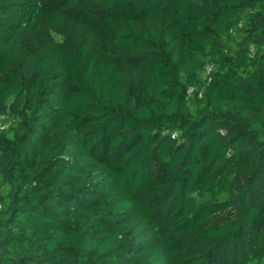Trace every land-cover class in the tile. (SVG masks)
<instances>
[{"label":"clouds","instance_id":"obj_1","mask_svg":"<svg viewBox=\"0 0 264 264\" xmlns=\"http://www.w3.org/2000/svg\"><path fill=\"white\" fill-rule=\"evenodd\" d=\"M194 2L204 8L212 6V0L207 5L204 0ZM152 3L123 0L120 7L125 15L119 23L107 25L104 35L96 27L73 28L67 20L55 18V13L47 21L38 13L21 25L29 37H35L27 44L32 51L25 56L16 41L12 42L16 47L8 45L11 52L0 65V157L14 159L19 154L34 159V165L26 169L30 179L24 181L21 199L30 187L43 189L49 177L56 179L53 173L61 160L65 167L49 191L70 172L72 182L65 181L64 191L80 195L66 197V203L53 209L55 216L40 222L36 246L28 239L9 245L0 257L5 261L27 257L29 264H52L53 257L64 258L61 248L76 246L83 255L97 240L105 248L131 244L135 249L157 243L156 232L166 224L182 227L184 222L199 221L195 247L198 255L211 253V264H264V170L256 174L251 167L264 158V99L250 91L264 77V0H218L217 12L200 16L195 9L192 15L186 10L191 4L177 6L170 14L168 7L157 9ZM129 4L135 9L131 14ZM184 25L194 27L193 39L199 38L196 47L188 52L182 48V54L170 57L171 63L163 69L166 82L159 76L145 81L139 54L154 51L162 33L171 44L169 33ZM102 44L127 50L123 56L115 55L127 61L120 79L129 86L105 89L101 84L95 98L86 97L77 112L84 122L80 134L88 135V147L97 155L103 153L106 160L123 166L121 184L127 181L142 189V178H148L153 191L144 199L159 228L150 230L135 218L128 219L136 211L133 204L121 200L112 208L111 197L107 206L78 216L77 205L90 195V186L79 189L81 161L73 159L71 143H61L68 139L65 129L71 116L55 127H43L49 111L39 101L43 89L51 86L50 81L72 85L66 79L72 73L64 71L69 66L76 69L73 79L86 78V66ZM57 52L70 64L58 59ZM141 84L146 87L140 88ZM129 118L135 128L126 122ZM40 132L46 136L38 137ZM13 159L0 167V221L8 219L13 206L9 193L16 181L8 182L14 175L9 167ZM49 162L55 164L41 178ZM93 178L101 179L96 171L87 177ZM105 216L111 217L108 230L94 235L103 228L100 221ZM113 223L119 227L112 228ZM34 232L30 223L26 234L31 237ZM173 235L178 238L180 232ZM134 255L135 251L128 254L130 264Z\"/></svg>","mask_w":264,"mask_h":264},{"label":"trees","instance_id":"obj_2","mask_svg":"<svg viewBox=\"0 0 264 264\" xmlns=\"http://www.w3.org/2000/svg\"><path fill=\"white\" fill-rule=\"evenodd\" d=\"M122 3L123 0H96L95 4L92 0H6L5 4V0H0V65L3 64V60L11 52L8 45L12 44L13 41H16V44L20 46V53L25 56L32 51V48L28 47L27 44L30 39H35V37H29L28 30L23 29L21 25L22 23H28L38 13L45 21L55 13V18L67 20L73 28L78 26L81 31H87L96 27L97 31L104 35V29L107 25H111L113 22L119 23L120 17L125 15L124 9L120 7ZM204 3L207 5L208 0H204ZM217 3L218 0H212V6L204 8L194 0H182V2L181 0H153L152 7L159 9L161 5H164L165 9L168 7V11L172 14L175 7L185 8L186 5L191 4V7L186 10L192 15L195 9V15L200 16L207 15L209 12H217ZM129 9V14L135 11L131 4H129ZM132 18L135 19V16L133 15ZM39 19L40 17L37 19L38 23ZM44 34L46 35V33ZM169 35L171 36V44L168 43V37L162 33L160 45L154 46V51L139 54V58L144 61L145 81H155L159 76L161 80L166 82L167 74L164 73L163 69L171 63L170 57L173 54H182V48L184 52H188L191 48L196 47V39H199H193L195 29L187 25L173 29ZM12 46L16 47L15 44H12ZM169 49L171 50L169 51ZM93 50L95 51L94 45ZM126 51V49L100 45L86 66V78L73 79L76 75V69L71 66L66 67L64 69L65 73H72V75H66V79L72 80V85L61 81H50L51 86L43 89L39 101L41 105L47 104L49 108L45 118L46 122L43 125L44 128H47L48 124L55 127L61 121H67V118L71 116V122L68 123L65 129L68 133V139L67 141L62 139L61 143L65 146L71 143L75 151L73 159L79 158L81 161V172L83 174L78 185L79 189L84 190L87 186H90L87 187L90 195H86L84 202L77 205L78 216L83 215L85 212H95L107 206L109 197H111L115 201L112 208H115L121 200L132 203L136 211L128 219L135 218L139 223L152 230L159 228V225L151 212L149 201L144 199L145 196L152 195V183L147 177H144L142 178V189L131 187L127 181L121 184L120 177L123 166L119 163L114 165L111 160H106L103 153L97 155L96 152L89 149L88 135L85 134L81 137L80 134L84 122L77 116L79 105L83 104L88 96L95 98L96 89L100 88L101 84L105 89L116 84L122 87L129 86L128 81L120 79L125 74L123 65L127 61L126 59H119L115 55L120 53L123 56ZM109 52H112L113 55H109ZM56 56L62 62L70 64L63 53L57 52ZM144 87H146L145 84L140 85V88ZM113 90L115 89L113 88ZM250 91L255 92L260 99H264V77H261L256 82L255 88ZM104 95L105 93L102 91L101 97ZM107 95L110 97L112 92H108ZM257 96H253L252 99H256ZM139 100L142 102L143 97H139ZM108 107H111V105L109 104ZM123 107L121 105L122 109ZM122 114L126 115V113ZM126 122L132 123L133 127H136V124L130 118ZM36 135L41 137L46 136V133L40 132ZM26 139L31 140V137ZM8 159L13 158L0 157V167H3ZM185 162L188 163L189 161L186 160ZM34 163V159L18 154L13 159V163L9 165L14 175L13 179L8 182H16L13 183L12 192L9 193V196L13 198L11 215L6 221H0V257L6 255L9 245L14 241L19 243L24 239H28L33 243V246H36L40 239L37 234L41 233L42 229L40 222L55 216L56 213L53 209H58L66 203V197L74 199L80 195V192L73 196L71 192L66 193L64 191V187L67 186L65 181L72 182L70 172L68 177L60 180L55 189L49 191L52 184H55L56 180L59 179L60 170L65 167V162L61 160L58 162L57 172L53 173L56 179L49 177L43 189L30 187L28 193H25L23 199H21L24 181L30 179L26 169L32 167ZM54 164L55 162H49L48 167L41 174V178L43 174L51 170ZM147 167L150 171V166ZM251 167L256 169V174H259L261 170H264V158L261 161H254ZM113 168L115 171H113ZM93 171H96L101 177L99 181H95V178L87 179ZM114 192L117 195H113ZM67 211L65 209V212ZM110 219V216L102 217L100 223L103 228L96 230L94 235H99L101 232L108 230V220ZM30 223L35 228V232L31 237H28L26 230ZM199 225V221L196 224L184 222L182 227L179 224L176 227H172L171 223L166 224L165 227L159 228V231L156 232L158 246L157 243H147L133 249L131 244H120L105 248L102 242L97 240L92 248L84 252L83 255L76 246L61 248L60 251L64 253V258L53 257L52 264H130L128 254L133 251H135V255L131 264H206V262L211 264V253L207 255L202 252L199 255L197 254L199 250L195 245L197 244ZM111 227L118 228L119 225L113 223ZM17 229L19 231H16ZM177 231L180 232L178 238L173 235ZM143 234L141 233V235ZM77 244H79V241ZM185 244L187 247H184ZM79 246L83 247V245ZM0 264H29V259L25 257L18 261H5L0 258Z\"/></svg>","mask_w":264,"mask_h":264}]
</instances>
